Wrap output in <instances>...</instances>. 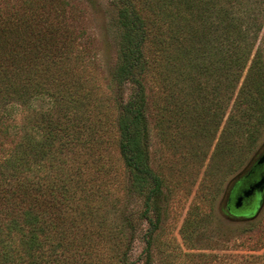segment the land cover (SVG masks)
Masks as SVG:
<instances>
[{
  "label": "trees",
  "instance_id": "1",
  "mask_svg": "<svg viewBox=\"0 0 264 264\" xmlns=\"http://www.w3.org/2000/svg\"><path fill=\"white\" fill-rule=\"evenodd\" d=\"M109 1L116 58L104 83L63 0L0 13V264H154L170 202L197 185L181 236L198 250L226 179L264 136V0ZM263 215L235 223L253 231ZM183 255L264 264V252Z\"/></svg>",
  "mask_w": 264,
  "mask_h": 264
},
{
  "label": "rangeland",
  "instance_id": "2",
  "mask_svg": "<svg viewBox=\"0 0 264 264\" xmlns=\"http://www.w3.org/2000/svg\"><path fill=\"white\" fill-rule=\"evenodd\" d=\"M68 6L67 10V25L73 35L79 38L82 45L86 46L88 56L95 60L98 69L99 79L101 83L106 82L108 77V70L114 64L116 58V46L114 41V9L110 5L109 0H63ZM24 0H0V13L8 15L16 9H21ZM252 3L247 2L242 5V8L248 9ZM264 12V9H263ZM258 46L264 54V27L260 33ZM103 91L108 93L107 84H102ZM45 102L43 100H36L33 109H40ZM14 118V132H19L21 128L22 112L15 110L12 114ZM14 138V137H13ZM112 137V141H114ZM154 143V157L156 150L159 148V143L156 138L153 139ZM264 148V136L259 142L256 150L251 154V157L246 162V165L237 173L229 175L223 185V194L219 197L215 208L214 223L204 230L202 241L197 244L198 250H188L184 246L181 229L187 217L188 211L192 204L193 197L198 189V185L194 187L193 194L190 198L182 200L174 199L170 202L167 217L162 226V233L159 238L158 248H155L154 264H194L193 261H188L184 257V253H216L219 256L225 254L242 255V254H261L264 252V215L262 223L257 229L253 231H245L239 227L237 222L242 220L241 215H224L222 208L226 209L225 196L230 190V183L232 180L243 171L251 162L254 156ZM112 165L122 167V162L118 155L116 148H111ZM109 164V161H108ZM192 173L187 172L185 176H191ZM202 177V176H201ZM120 197L124 193V186L117 192ZM230 193V192H229ZM229 196H227L228 198ZM122 198V197H121ZM256 198L252 202L255 205ZM245 209L244 211H251ZM264 211V208L263 210ZM260 216V215H259ZM225 217V220L223 218ZM221 219V221L219 220ZM236 222V223H235ZM224 223V224H223ZM172 244V246H168ZM144 244L140 241L135 243L134 258H137ZM162 252L160 253V251ZM172 252L171 257H166V254ZM183 252V253H182Z\"/></svg>",
  "mask_w": 264,
  "mask_h": 264
},
{
  "label": "water",
  "instance_id": "3",
  "mask_svg": "<svg viewBox=\"0 0 264 264\" xmlns=\"http://www.w3.org/2000/svg\"><path fill=\"white\" fill-rule=\"evenodd\" d=\"M234 188L235 195L230 197ZM227 196L233 215H241V221L255 219L261 214L264 208V148L257 152L247 167L232 180L225 198ZM254 198H256L254 209L244 211L252 208Z\"/></svg>",
  "mask_w": 264,
  "mask_h": 264
},
{
  "label": "flooded vegetation",
  "instance_id": "4",
  "mask_svg": "<svg viewBox=\"0 0 264 264\" xmlns=\"http://www.w3.org/2000/svg\"><path fill=\"white\" fill-rule=\"evenodd\" d=\"M255 204H256V202H255ZM254 207H255V205L252 206V208H254ZM228 213H231L230 207H228Z\"/></svg>",
  "mask_w": 264,
  "mask_h": 264
}]
</instances>
